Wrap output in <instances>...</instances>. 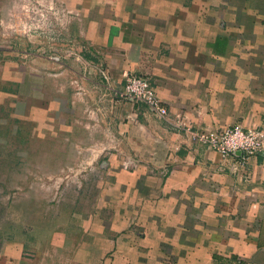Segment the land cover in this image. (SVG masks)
Masks as SVG:
<instances>
[{
  "label": "crops",
  "instance_id": "0c3cea01",
  "mask_svg": "<svg viewBox=\"0 0 264 264\" xmlns=\"http://www.w3.org/2000/svg\"><path fill=\"white\" fill-rule=\"evenodd\" d=\"M26 1L0 0V147L52 149L91 164L84 177L97 167L67 263L264 264L262 153L238 166L171 120L264 130V0H35L56 8L41 33ZM126 74L148 77L171 118L120 99ZM6 228L0 264H47L36 230Z\"/></svg>",
  "mask_w": 264,
  "mask_h": 264
},
{
  "label": "rangeland",
  "instance_id": "374dc122",
  "mask_svg": "<svg viewBox=\"0 0 264 264\" xmlns=\"http://www.w3.org/2000/svg\"><path fill=\"white\" fill-rule=\"evenodd\" d=\"M34 2L35 0H30L29 5ZM49 19L52 25V18L49 17ZM43 147L47 146L43 145ZM38 148L39 150H36V145H23L22 150L19 146L14 145L0 147V230L4 231L7 229L6 227L20 229L22 224H26L29 231L34 229L38 232L37 237L44 247L47 264H52L54 259L62 260L58 256V249L60 253L67 251L61 264H68V252L76 247L83 248L82 245L86 242L83 241L84 237H80L78 233L74 234L77 226L72 223L71 218H75L77 213L73 206H79V203L76 204L78 201L84 206L85 202L88 203L92 200L93 203L98 199L100 194L97 192L96 181H101L100 173L95 167L89 175L81 176L85 169L92 167L91 164L69 160L53 161L51 159L52 149L43 150L42 146H38ZM21 151L27 152L22 160H11L13 153ZM68 154V150L62 153V155ZM58 164L62 169L59 175L43 174L49 170L52 172V169L56 168ZM71 168L79 170L77 173L74 170L69 172ZM115 195V193H111L114 199ZM87 207L80 210L82 211L81 216L89 211ZM103 211L115 212L113 208ZM91 212H93V218H105V220H100L103 225H105L103 221L110 223L109 220L112 217L108 219L109 216L98 211V208L93 207ZM96 220L92 223H96ZM90 221L85 218L82 222ZM29 234L31 235V233H27L28 238ZM37 237H30V240ZM72 237L78 239L77 245L72 246L69 242V238ZM63 238H66L67 241ZM99 243L100 240L94 239V245Z\"/></svg>",
  "mask_w": 264,
  "mask_h": 264
},
{
  "label": "built area",
  "instance_id": "2783aa9c",
  "mask_svg": "<svg viewBox=\"0 0 264 264\" xmlns=\"http://www.w3.org/2000/svg\"><path fill=\"white\" fill-rule=\"evenodd\" d=\"M29 1L24 2L22 7L29 14V21L27 24L25 23L26 29L38 33L51 29L52 25L49 17L50 15H55L56 8L37 1L29 5ZM73 50L72 48L66 49V55L73 54ZM116 94L122 100L132 103H143L149 112L159 118H171L167 107L158 96L155 85L146 76L126 74L124 84L121 89L116 91ZM171 120L174 126L187 129L193 139L205 143L216 151L221 158L240 156V164L238 166H242L247 157L256 152H261L264 157V130L246 127L239 122L218 128L199 126L192 129L181 117L178 120ZM236 169V165L232 166L233 171Z\"/></svg>",
  "mask_w": 264,
  "mask_h": 264
}]
</instances>
